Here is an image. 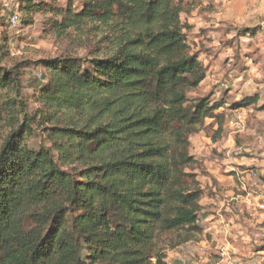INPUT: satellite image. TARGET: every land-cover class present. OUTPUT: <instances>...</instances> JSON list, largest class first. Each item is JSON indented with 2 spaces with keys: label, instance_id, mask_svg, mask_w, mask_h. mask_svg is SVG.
Returning <instances> with one entry per match:
<instances>
[{
  "label": "trees",
  "instance_id": "trees-1",
  "mask_svg": "<svg viewBox=\"0 0 264 264\" xmlns=\"http://www.w3.org/2000/svg\"><path fill=\"white\" fill-rule=\"evenodd\" d=\"M51 1L16 0L35 13ZM185 6L66 0L54 31L93 27L99 41L28 62L44 72L27 95L23 62L9 66L0 44V264H169L160 235L203 231L191 137L208 118L223 125L217 110L232 104L188 96L207 71L187 42Z\"/></svg>",
  "mask_w": 264,
  "mask_h": 264
},
{
  "label": "rangeland",
  "instance_id": "rangeland-1",
  "mask_svg": "<svg viewBox=\"0 0 264 264\" xmlns=\"http://www.w3.org/2000/svg\"><path fill=\"white\" fill-rule=\"evenodd\" d=\"M185 3L181 18L188 27L184 31L187 42L207 71L206 79L189 91L188 96L195 99L208 95L212 102L225 97L227 103L232 104L224 106V116L228 115L223 125L205 121L201 130L193 135L191 154L207 152L217 156L219 167L226 171L225 176L237 177L239 171L247 187L246 193L243 189L231 190L235 198L249 196V193L257 197L254 190L260 193L262 189L257 186L264 181V109L259 107L264 103V0H185ZM51 4L50 12L27 11L24 4L19 12L16 0H0V23L2 20L5 23L0 26V44L5 43L10 52L9 66L23 62L24 95L32 92L30 86L37 84L36 78L41 79L44 72L40 65L27 67L28 62L37 64L39 60L67 50L83 54L84 49L77 46L79 42L82 44L90 38L99 41L100 35L94 37L97 29L93 27L62 35L56 33L51 25L55 18L61 20L56 10L63 8L66 0L51 1ZM77 4L80 5V1ZM15 11L19 12L21 21L17 27H10L8 19ZM70 32L73 34L67 35ZM101 48L107 50L104 44ZM255 95L259 98L257 103L234 109L235 103ZM238 110L244 116L242 130L229 123ZM203 168L206 169L202 167L196 174L204 185ZM230 168L234 169L229 171ZM253 171L258 174L252 175ZM220 191L222 189L216 193L211 190L217 204L205 207L201 214L203 231L196 233L194 240L182 241L183 231L166 232L158 237V247L166 253L170 264H211L223 260L224 256L235 264L264 263V210L253 203L250 206L242 200H230L232 196L224 195L226 190L221 194ZM261 199L259 201L263 202L264 197ZM218 200L222 204L218 205Z\"/></svg>",
  "mask_w": 264,
  "mask_h": 264
},
{
  "label": "crops",
  "instance_id": "crops-1",
  "mask_svg": "<svg viewBox=\"0 0 264 264\" xmlns=\"http://www.w3.org/2000/svg\"><path fill=\"white\" fill-rule=\"evenodd\" d=\"M224 111H225L224 107H221V108H219L217 110L218 113H221L223 115H224ZM227 115L228 114H226L225 119H226ZM207 121L216 123V125H218V123L213 118H208V119H206V122ZM200 136L204 138L203 135H200ZM192 138H193V136L191 137V142H192ZM205 146H206V144H203V147H205ZM195 149L201 150V148H195ZM196 153H197V155L194 154V157L201 162V164H200L201 166L200 167L201 168L202 167L206 168L205 170L203 168L204 174H203V176L201 175L202 178L203 177L205 178V184L204 185L201 184V186L203 188V194H202V198H201V203L204 206V209H205V207H208V205H210V204H217L215 202V200L213 201V197H211V196L214 195V193L211 192V190L214 191V192L215 191L217 192L218 189H222V191L226 190L227 193H225L224 195L232 196L230 200H234V199L240 200V201L242 200V201L247 202L248 205H250V206H251V203H253V205H257V206H259L260 203H264V201L263 202L259 201V200L262 201L261 198L264 197V190H263L264 189V181L259 186H257L259 189H262V191L260 193H258L257 191L254 190V192L256 193V196L258 198L254 197L255 195L251 196L252 193H249V196L246 195V197L245 196H237L235 198V196L232 195V191L231 190H235L236 189V190L240 191V189L241 190L243 189L244 193H246V187H247V184L243 181L244 178H241V176H239L240 175L239 171L236 172V176L237 177H235V175H234L235 178L233 176H225L223 173H226V171L222 169L223 167L222 168L219 167V165H218L219 164V160L217 159V156L209 155L207 152H206L207 155L206 154H202V152H196ZM203 162L205 163V165H203L204 164ZM242 162H240V165L242 164ZM262 165L263 164L261 163V166ZM200 167L196 168L194 171L196 173H198L199 170H201ZM263 167H264V165H263ZM232 169H234V168H230L229 171H231ZM257 169H260V168H257ZM242 170H246V169H242ZM254 172L257 173V171H253V172H251V174L254 175ZM222 191H220V194H221ZM230 196H228V197H230ZM253 199H255V201H252ZM219 204H222V202L218 200V205ZM228 206H230V204H228ZM203 211H205V210H203ZM219 215H221V214H219ZM220 217L223 218L222 215ZM233 245L235 246L236 244L234 243V244H232V246ZM250 264H252V262Z\"/></svg>",
  "mask_w": 264,
  "mask_h": 264
},
{
  "label": "built area",
  "instance_id": "built-area-1",
  "mask_svg": "<svg viewBox=\"0 0 264 264\" xmlns=\"http://www.w3.org/2000/svg\"><path fill=\"white\" fill-rule=\"evenodd\" d=\"M20 23V16H19V12L15 11L8 19V24L10 25V27H17ZM230 125L232 127H235L237 129H244V116L243 113L241 111H236L235 112V116L232 120L229 121ZM262 142L264 143V135L262 136ZM255 175V174H254ZM259 207H261L264 210V203H260ZM211 264H235V262L233 260H231V258H229L228 256H224L223 260L220 261H214ZM255 264H264L262 262H256Z\"/></svg>",
  "mask_w": 264,
  "mask_h": 264
}]
</instances>
